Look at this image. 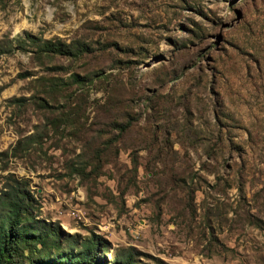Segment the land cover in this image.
<instances>
[{"label": "rangeland", "instance_id": "374dc122", "mask_svg": "<svg viewBox=\"0 0 264 264\" xmlns=\"http://www.w3.org/2000/svg\"><path fill=\"white\" fill-rule=\"evenodd\" d=\"M0 43V187L101 257L264 264V0H0Z\"/></svg>", "mask_w": 264, "mask_h": 264}, {"label": "trees", "instance_id": "16d2710c", "mask_svg": "<svg viewBox=\"0 0 264 264\" xmlns=\"http://www.w3.org/2000/svg\"><path fill=\"white\" fill-rule=\"evenodd\" d=\"M24 43L33 45V53H73L71 46L59 39L41 38L25 33L17 35L12 48L24 49ZM0 51H9L0 43ZM76 49L82 45L76 43ZM40 107H48L44 97L37 96ZM22 102L23 96L13 97ZM127 122L122 125L124 128ZM19 143L11 147L14 151ZM6 150L0 151L5 154ZM25 180L9 173L0 187V264H135L132 247L115 248L110 258L100 256L107 242L98 234L80 236L60 228L56 221L36 217L32 213V195Z\"/></svg>", "mask_w": 264, "mask_h": 264}]
</instances>
